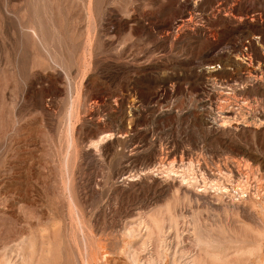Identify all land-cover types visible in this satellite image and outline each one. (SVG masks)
Returning <instances> with one entry per match:
<instances>
[{"label":"rangeland","instance_id":"obj_1","mask_svg":"<svg viewBox=\"0 0 264 264\" xmlns=\"http://www.w3.org/2000/svg\"><path fill=\"white\" fill-rule=\"evenodd\" d=\"M0 264H264V0H0Z\"/></svg>","mask_w":264,"mask_h":264},{"label":"bare ground","instance_id":"obj_2","mask_svg":"<svg viewBox=\"0 0 264 264\" xmlns=\"http://www.w3.org/2000/svg\"><path fill=\"white\" fill-rule=\"evenodd\" d=\"M68 155V154H67ZM188 167V166H187ZM169 168V167H167ZM171 169V168H169ZM191 169V168H190ZM174 170V169H173ZM170 171V170H169ZM172 171V170H171ZM181 174V172H180ZM184 174V175H183ZM193 179H196L195 176H193V173L190 172L189 169H185V170H182V174H181V181L183 182H189L190 180H193ZM202 186H200L199 188L196 187V191H204L205 189H207L208 185L210 186V188H212L214 191H227V188H225L224 186H222L220 184V181L219 180H213V179H210L208 181H206L205 177H202ZM209 182V184H208ZM245 182V181H244ZM222 183V182H221ZM241 183V182H240ZM241 185V184H239ZM199 186V185H198ZM195 193V192H194ZM79 216V215H78ZM89 233V232H88ZM78 243V242H77ZM69 250V249H68ZM91 263V262H90Z\"/></svg>","mask_w":264,"mask_h":264}]
</instances>
